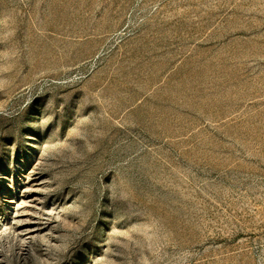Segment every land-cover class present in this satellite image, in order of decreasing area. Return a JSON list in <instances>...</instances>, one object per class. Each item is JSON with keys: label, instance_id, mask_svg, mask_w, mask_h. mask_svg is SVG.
Listing matches in <instances>:
<instances>
[{"label": "rangeland", "instance_id": "1", "mask_svg": "<svg viewBox=\"0 0 264 264\" xmlns=\"http://www.w3.org/2000/svg\"><path fill=\"white\" fill-rule=\"evenodd\" d=\"M0 264H264V0H0Z\"/></svg>", "mask_w": 264, "mask_h": 264}]
</instances>
